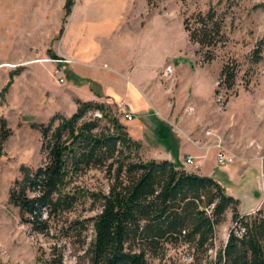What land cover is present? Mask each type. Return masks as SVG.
<instances>
[{
  "label": "rangeland",
  "instance_id": "374dc122",
  "mask_svg": "<svg viewBox=\"0 0 264 264\" xmlns=\"http://www.w3.org/2000/svg\"><path fill=\"white\" fill-rule=\"evenodd\" d=\"M126 1L127 13L118 21L121 0H72L71 9L78 7L67 17L64 0H0V90L9 80L10 72L17 70L0 96V118L9 129L0 147V264H47L43 260L52 239L29 233L27 226L20 222L16 208L7 203V192L13 180L21 176L20 165L34 168L42 160L39 133L30 123L45 122L53 111L71 114L74 95L86 90L85 85L78 86L63 73L61 83L51 75L53 65L60 66L61 60L66 59L59 50L64 49L68 36H80L76 28L79 19L86 24L84 41L87 34L105 36L113 47L115 36H129V39L139 36L134 37L133 48L145 45L141 63L158 70L169 62L173 80L182 68L174 64V59L175 56L180 58L178 64L195 71L192 81L183 73V81L192 87L195 83L199 86L200 102L193 105L186 101L182 107L194 121H199L196 128L211 127L236 159L264 156V0ZM209 7L223 15L224 36L223 42L212 50V59L205 62L206 48L200 49L196 43L188 41L182 21L187 19L192 23L197 12L203 13ZM60 27L62 31L57 37ZM257 45L260 60L253 63L250 54ZM49 52L61 59L51 58ZM223 64L233 66L235 71L231 89L216 85ZM112 75L122 79L116 73ZM167 81L170 83L169 78ZM86 83L90 85V81ZM216 88L218 92L214 94ZM184 98H191V90ZM206 118L210 123L201 124ZM120 121L123 122L121 118ZM142 124L131 132L136 137L137 131L144 133V140L150 144V147L142 146L141 158L158 159L163 150L153 147L152 143L162 141L160 133L155 131L147 136L148 123L142 120ZM169 153L177 158L174 147ZM227 173L229 166L217 167L215 177L227 194H231L230 191L239 199L238 211H248L258 200H261L258 208L264 210V160L261 168L248 170L241 180H228ZM81 179L87 187L106 189V179L99 170H89ZM231 225L227 211L224 220L215 227L212 245L207 250L210 257L225 242ZM90 238L91 230H88L85 245L65 243L61 249L62 264H86L83 248ZM189 253L184 247L167 246L165 255L151 259L149 264H203L190 259Z\"/></svg>",
  "mask_w": 264,
  "mask_h": 264
},
{
  "label": "trees",
  "instance_id": "16d2710c",
  "mask_svg": "<svg viewBox=\"0 0 264 264\" xmlns=\"http://www.w3.org/2000/svg\"><path fill=\"white\" fill-rule=\"evenodd\" d=\"M71 6L72 0H64L65 17ZM223 19L209 7L197 12L192 23L182 21L188 41L206 48L205 62L223 42ZM61 31L62 27L57 37ZM250 57L253 63L260 60L258 45ZM16 73L10 72L0 96ZM234 78L233 66L223 64L217 88L231 89ZM74 102L70 115L55 112L45 122L30 123L39 133L42 160L34 168L20 165L21 176L7 192V203L16 208L29 233L52 239L45 263L62 264L63 245H85L91 230L83 248L86 264H149L161 259L167 246L186 248L196 263L264 264V210L240 214L239 200L212 177L167 159H142L140 143L129 135L112 103ZM94 111L100 117L93 116ZM8 135L0 118V147ZM89 170L103 173L105 190L84 184L81 177ZM227 211L232 225L223 245L210 257L207 250L215 227Z\"/></svg>",
  "mask_w": 264,
  "mask_h": 264
},
{
  "label": "crops",
  "instance_id": "0c3cea01",
  "mask_svg": "<svg viewBox=\"0 0 264 264\" xmlns=\"http://www.w3.org/2000/svg\"><path fill=\"white\" fill-rule=\"evenodd\" d=\"M77 7L76 5L72 8L68 16L73 14ZM127 10V1L121 0L116 20L122 21ZM77 24L76 28L80 36H68L64 49L59 50L62 58L69 60V63L62 60L59 64L62 66L63 74L74 80L78 86L85 85L86 87L85 91L79 92L77 96L74 95L73 111L76 107L75 99L112 104L121 101L124 104V110L133 115L132 120H122V123L126 125L129 135L140 143V152L143 145L150 147V144L144 140L146 135L144 136V133L137 131L138 136L136 137L132 136L131 132L134 128H141L143 120L148 123L147 136L153 135L155 131L160 133L159 136L162 141L155 140L152 143L153 147L163 150V152L160 151L162 155L158 159H167L177 167H182L199 175L210 176L218 183L219 181L215 177L217 167L229 166L227 179L231 181L234 178L241 180L248 170L261 168L264 156L237 158L235 159L237 163H233L234 160L231 162L232 164L218 165L215 163L214 149L205 147L211 144L212 136L204 135L203 132L205 128L210 131L212 128L209 126H204L203 129L196 128L199 121H194L186 109L182 108L186 101L196 105L200 102V98L198 84L195 83L192 87L189 82L183 81V73L184 75L187 74L186 77L192 81L195 71L187 65L178 64L180 58L175 56L174 64L180 65L182 68L174 75V80L172 77L174 82L170 81L169 83L168 77L163 74L166 65L171 67L169 62L158 70L151 69L148 64L145 66L144 63H141L145 56V45L141 44L136 50L133 48L134 37L139 36H131L130 39L129 36H115L116 44L112 47L109 38L104 39L105 36H92L90 34L89 36L87 34L88 38L84 41L83 33L86 24L83 19H79ZM73 55L76 57H72ZM77 66L78 68H75ZM114 73L122 79H115V76L112 75ZM87 81H90V85L86 83ZM189 90H191V98L184 100V95H187ZM55 112L70 115L61 111H53V113ZM200 122L204 125L210 123L208 118ZM171 147H174L178 152L175 159L170 153L168 154ZM188 155L194 158L196 169L183 163V158ZM149 158L156 159L157 157ZM228 192L233 197L235 196L232 192ZM260 202L261 200H258L254 207L244 213L238 212L240 214L253 212L258 208Z\"/></svg>",
  "mask_w": 264,
  "mask_h": 264
},
{
  "label": "built area",
  "instance_id": "2783aa9c",
  "mask_svg": "<svg viewBox=\"0 0 264 264\" xmlns=\"http://www.w3.org/2000/svg\"><path fill=\"white\" fill-rule=\"evenodd\" d=\"M63 61L66 63L69 62L68 59H64ZM62 73H63L62 66H57V65L53 66L51 75L56 82L61 83L63 81ZM171 73H172L171 67L169 65H166L163 69V74H165L170 79V81L172 80ZM113 111L117 113L122 120L130 121L133 118V115L130 112L124 110V104L121 101L113 103ZM93 116L100 117V114L97 111H94ZM203 132L204 135L212 136L211 144L205 147H211L214 149V160L216 164L218 165L228 164L236 159V157H234V155L224 147L222 140L218 134L213 133V131H210L207 128H205ZM183 163L193 169L197 167L196 164L194 163V158L189 155L183 158Z\"/></svg>",
  "mask_w": 264,
  "mask_h": 264
}]
</instances>
